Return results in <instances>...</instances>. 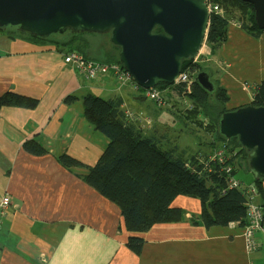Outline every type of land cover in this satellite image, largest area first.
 <instances>
[{"label": "crops", "instance_id": "1", "mask_svg": "<svg viewBox=\"0 0 264 264\" xmlns=\"http://www.w3.org/2000/svg\"><path fill=\"white\" fill-rule=\"evenodd\" d=\"M4 43L0 47V96L11 91L39 102L32 108L5 106L0 110V199L6 193L12 199L0 228V264H264V232L257 231V247L252 250L245 238L250 203L264 206V182L262 194L244 164L237 171H243L248 180L238 172L235 177L248 187L246 224L206 227L200 218V200L180 194L172 204L186 211L183 219L133 233L126 228L120 207L83 178L109 143L84 115L86 94L121 98L124 112L151 120L133 118L138 128L156 134L165 146L177 147L188 127L177 132L173 124L181 109L186 110L175 90H163L164 101L157 102L159 112L151 116L138 101H143L147 89L139 84L116 85L111 73L100 82L89 80L64 60L65 48L54 44L10 37L7 32L0 34V45ZM218 59L221 74H211H217L212 75L214 81L227 90L226 109L252 104L255 87L264 79V31L252 35L232 18ZM75 94L79 100L66 102ZM159 118L169 123L168 129L157 124ZM205 135L210 142L212 133ZM32 142L46 152L27 151ZM63 155L85 166L67 167L60 160ZM133 234L145 240L140 255L127 245Z\"/></svg>", "mask_w": 264, "mask_h": 264}, {"label": "trees", "instance_id": "2", "mask_svg": "<svg viewBox=\"0 0 264 264\" xmlns=\"http://www.w3.org/2000/svg\"><path fill=\"white\" fill-rule=\"evenodd\" d=\"M210 1L218 3L223 8L222 13L211 15L207 31V40L215 51L226 40V31L232 18L238 20L241 27L252 35L260 36L264 31L256 23L252 3L244 0ZM0 30L5 31L4 28ZM7 33L10 37L41 44H54L60 49L65 48L66 52L79 50L90 58L86 52L89 46L82 41L84 35L82 33L72 32L69 41L63 43L54 38L56 34L47 38L34 37L15 27ZM105 46L106 53L99 58L103 62L120 63V48L110 41H107ZM192 61L184 60L183 70L203 69L199 62L193 65ZM158 84L163 86H156L160 92L164 89H173L181 96L179 97L181 100L190 101V107H186L183 113L180 111L181 115L187 121L194 117L192 121L195 124L187 123V127L199 129L200 126V129L212 133V140L205 143L207 150L211 149L212 152L199 148L194 152L191 149L185 152L179 145L165 146L156 134H146L135 125L133 117L125 114L121 98L105 99L89 93L83 97L84 115L96 129L107 136L109 143L98 162L87 167V173L83 178L101 195L120 207L125 226L133 233L144 232L156 223L183 219L186 211L172 204L180 194L200 200V218L206 227L228 225L231 222L246 224L248 195L245 191L248 187H242L241 184L242 188H228L226 172L219 162L212 159L216 149L222 148L228 158L226 163L233 166L234 175L238 172V165L244 164L248 167V152L238 139H227L218 132V120L227 111L226 102L229 99L227 90L216 81L217 86L213 92L206 90L194 80L190 91L189 89L186 91L183 82ZM74 99V96H68L66 102H73ZM38 102V99L8 91L0 96V110L5 106L32 108L37 106ZM252 103L264 106V79L256 85ZM135 118L137 120L138 116ZM157 124L169 128V123L160 118ZM26 149L33 154L46 152V149L36 142H32ZM60 160L67 167L84 166L82 162L69 155L61 156ZM263 182L262 179L254 178V183L262 194ZM144 242L142 236L133 234L129 236L127 245L140 255Z\"/></svg>", "mask_w": 264, "mask_h": 264}, {"label": "water", "instance_id": "3", "mask_svg": "<svg viewBox=\"0 0 264 264\" xmlns=\"http://www.w3.org/2000/svg\"><path fill=\"white\" fill-rule=\"evenodd\" d=\"M244 1L253 4L256 23L264 29V0ZM210 17L207 0H0V28L42 38L66 31L110 33L120 63L144 88L175 83L184 60L201 51ZM195 81L210 92L216 89L207 69L197 71ZM218 132L238 139L248 152L249 170L264 180V106L225 111Z\"/></svg>", "mask_w": 264, "mask_h": 264}, {"label": "built area", "instance_id": "4", "mask_svg": "<svg viewBox=\"0 0 264 264\" xmlns=\"http://www.w3.org/2000/svg\"><path fill=\"white\" fill-rule=\"evenodd\" d=\"M207 1H208L210 15H212L213 13L223 12V8L218 3H214L212 1L209 2V0ZM67 53L68 54L65 57V61L76 65V67L81 71V73H83L87 77H91V78L99 77L113 70L114 75L118 76L119 79L122 81V83H127V82L136 83L132 75L119 62L108 64L106 62L90 59L87 58L79 50H72ZM194 76H195V71L192 70L191 68L181 70L178 77L176 78L175 83H180V82L185 83L186 91L188 89L190 91L191 85L194 80ZM136 85L138 84L136 83ZM151 88L155 89L154 92H157L159 95H156L153 92L152 96H150L151 89L147 88L146 91H144L145 96L146 97L150 96L151 100L153 101L156 100L157 102H159L161 100L160 91L156 87H151ZM131 117L135 118L133 114ZM140 118L142 119L143 116H138V119ZM212 159L219 162V164L222 165V168L226 172L228 176V188H238L241 186L242 183L240 179L236 178L234 173H232L233 166L229 163H226L228 158L226 156L224 149L222 148L216 149V151L213 153ZM11 204H12L11 196L8 193L4 194L0 199V228L2 227L3 219L7 215V212ZM247 217L249 218V224L245 232V238L248 248L252 250L257 247V240L255 234L259 230L264 232V207L258 204L250 203ZM1 252H2V248L0 244V257H1Z\"/></svg>", "mask_w": 264, "mask_h": 264}, {"label": "rangeland", "instance_id": "5", "mask_svg": "<svg viewBox=\"0 0 264 264\" xmlns=\"http://www.w3.org/2000/svg\"><path fill=\"white\" fill-rule=\"evenodd\" d=\"M10 29H13V27L5 28V32L10 31ZM5 32L1 31L0 34L5 33ZM71 33H72L71 31H66L64 33H57L56 35H54V38H57L58 40H60V42L63 43V41H69ZM83 40L86 43H88L89 47H91L93 45L92 50H86V52L89 53V57L92 59L98 60V61H102L99 57H103L104 54L106 53L105 45H106L107 41H110V33H105V34L86 33L83 37ZM110 43H111V41H110ZM223 43H224V41H223ZM223 43L221 44V46L223 45ZM5 46H6V43H4L3 45H0V47H5ZM221 46L216 51L214 49H212L208 40H207V35H206L202 49L200 51L201 53H199L197 55L198 59L196 58V60L194 59L192 61L193 65L199 62L202 65L203 69H207L210 72L211 71H215V72L218 71V73L221 74L220 69H221L222 65H220V61L218 59L219 50H220ZM97 50L101 51L98 55H97ZM67 54H68L67 52L64 53V60H65V57L67 56ZM197 60H198V62H197ZM67 63H69V62H67ZM106 63L111 64L113 62H106ZM71 64L76 68L78 73H81V71L76 67V65H74L73 63H71ZM223 64H225V62H223ZM193 65H191V66H193ZM182 70H183V68H182ZM109 73H111L113 75V77L116 79V85L122 83V81L119 79V77L114 75L113 70H111ZM109 73H107V74H109ZM107 74H104V75H101V76L95 77V78L87 77L86 75L85 76L89 80H97V82H100V80L103 79L102 77L106 76ZM212 75H213V73H212ZM216 75L217 74H214L213 77ZM213 77H212V79H213ZM213 81H214V79H213ZM214 83H215V81H214ZM156 86L163 87L159 84ZM150 89H151L150 90V96H152L155 89H153V88H150ZM154 93L156 95H159L157 92H154ZM160 93H161L160 102H162L164 96H163V92H160ZM150 96L148 97L149 99H145L143 101L138 100V101L142 103L145 110L147 112H149V114L151 116H156L157 112H159V107L157 106V103L155 101L150 100L151 99ZM79 99H80V97L76 96V94H75V99L73 102H75L76 100H79ZM82 102H83V100H82ZM189 103H190L189 100L186 102V101H184V99L181 102H179L180 106L186 105V107H190ZM181 104H184V105H181ZM179 110H180V108H179ZM230 110H233V109H230ZM181 111L183 113L185 111V109L182 108ZM227 111H228V109H227ZM182 113L181 112L179 113L178 120L173 123L174 125H176L175 129L177 130V132H181V131L186 130L185 128H187V123H189V121H187V119H185L181 115ZM125 114L128 116H132L133 112L130 110L129 111L125 110ZM145 115H147V114H145ZM141 116H143V115H141ZM142 120L144 122H147V123H149L151 121L150 119H147L145 116H143ZM196 123H197L196 125L198 126V122H196ZM198 128L199 129H194V127H191V128L188 127V129L185 132H183V134L182 133L180 134L181 137L178 139V143H179L178 145L180 147L187 148L188 151L191 149L192 152L196 151L198 148L207 150V147H205V143L208 140V138L205 135L206 130L203 131L202 129H200L201 128L200 126ZM208 150L212 151L211 149H208ZM209 153H211V152H209ZM84 166H81V167H84ZM87 170H88V168H87ZM243 174H244L243 171L242 172L238 171L239 176H241V177L243 176L244 179L248 180L246 178V176H244ZM249 177L250 178L252 177L251 173H250Z\"/></svg>", "mask_w": 264, "mask_h": 264}, {"label": "flooded vegetation", "instance_id": "6", "mask_svg": "<svg viewBox=\"0 0 264 264\" xmlns=\"http://www.w3.org/2000/svg\"><path fill=\"white\" fill-rule=\"evenodd\" d=\"M80 33H82V34H86V33H89V32H80ZM214 82V81H213Z\"/></svg>", "mask_w": 264, "mask_h": 264}]
</instances>
